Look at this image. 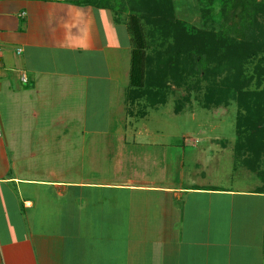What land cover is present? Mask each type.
Returning <instances> with one entry per match:
<instances>
[{"label":"crops","instance_id":"obj_1","mask_svg":"<svg viewBox=\"0 0 264 264\" xmlns=\"http://www.w3.org/2000/svg\"><path fill=\"white\" fill-rule=\"evenodd\" d=\"M127 31L112 10L85 2L0 0V105L13 100L37 116L36 103L49 108L48 94L64 93L67 84L82 89L98 77L97 68L118 81L119 50L131 46ZM15 141L0 124V264H241L235 235L252 222L264 264V182L258 175L257 183L239 188L185 186L162 180L167 162H153L163 178L154 179L147 163L134 162L127 174L119 153L114 181H71L55 176L46 153ZM217 197L227 204L216 206ZM238 198L247 203L241 217Z\"/></svg>","mask_w":264,"mask_h":264},{"label":"rangeland","instance_id":"obj_2","mask_svg":"<svg viewBox=\"0 0 264 264\" xmlns=\"http://www.w3.org/2000/svg\"><path fill=\"white\" fill-rule=\"evenodd\" d=\"M175 2L179 18L200 28H210L204 21L198 0ZM127 32L131 41V34ZM173 42V37H168L163 44L157 41L149 52L154 54L153 49L162 50L161 59L169 58L173 61L170 51H166ZM130 45L128 50H119L118 81L109 80L103 68H97L98 77L87 80L82 87L84 90L77 88L75 84H67L69 89L64 93L57 90L52 95L48 94L52 96V103L48 101L52 105L49 108L44 109L36 103L37 116L25 114V107L13 100L1 104L0 124L4 127L8 140L12 142L16 139L15 142L24 148L36 146L39 153H46L49 159L54 160L49 169L52 168L55 176L71 181H114V165L121 153L127 174L134 162L136 165L147 163V172L154 179H159L158 168L166 166L167 162V179H162L165 182L179 180L185 186L220 184L234 188H239L244 183H257V173L236 157L238 104L235 97L231 96L229 102L217 107L207 109L202 106L204 94L208 86L213 84L212 80L222 83L226 73L219 72L216 76L211 71L208 74L199 72L195 76L186 77V83L198 81L200 84L190 92L185 86L177 87L169 94L165 104L152 106L143 99L131 103L126 101L133 47L132 43ZM154 65L155 63L152 64ZM213 66L212 63L209 68L212 69ZM80 68H87V65L84 66L81 62ZM244 69L252 72L253 65L246 64ZM255 86V82L251 81L248 89ZM188 94L190 101L184 99ZM2 98L3 95L0 94V101ZM177 102L181 103L179 112L176 109ZM31 109L30 106L29 110ZM41 127L47 129L42 130ZM43 143L48 144V150L41 148ZM202 155L207 161L196 168ZM61 156H65L64 162L60 160ZM145 158H148V162ZM155 161L159 167L154 166ZM182 164L184 167L181 169ZM180 170L183 178L180 177ZM213 200L218 207L227 204L218 197ZM246 205L242 199H236V217H241L245 209L242 207ZM249 205H254V202L250 201ZM256 205L258 204L255 203ZM187 212L189 210L184 208V214ZM241 225L235 235L237 242L241 241V253H238L242 259L241 264H260L262 251L258 248V241L256 242L258 237L254 234L255 224L250 223V228L246 230Z\"/></svg>","mask_w":264,"mask_h":264},{"label":"trees","instance_id":"obj_3","mask_svg":"<svg viewBox=\"0 0 264 264\" xmlns=\"http://www.w3.org/2000/svg\"><path fill=\"white\" fill-rule=\"evenodd\" d=\"M77 1L112 10L115 22L125 23L131 34L126 101L165 104L177 87L190 92L200 84L186 83V77L224 71L222 83L212 80L208 86L202 106L217 107L235 97L236 157L264 182V0H198L209 29L179 18L175 0ZM168 37L174 39L166 48L173 61L161 59L162 50L149 52L154 43L163 44ZM246 64L253 65L252 72L244 69ZM251 81L256 86L248 89ZM184 99L190 101L189 94ZM260 189L264 192V184Z\"/></svg>","mask_w":264,"mask_h":264},{"label":"built area","instance_id":"obj_4","mask_svg":"<svg viewBox=\"0 0 264 264\" xmlns=\"http://www.w3.org/2000/svg\"><path fill=\"white\" fill-rule=\"evenodd\" d=\"M19 50H21V49H19ZM2 63H3V56H2V46L0 43V67H1ZM23 80L27 81V77H23Z\"/></svg>","mask_w":264,"mask_h":264}]
</instances>
